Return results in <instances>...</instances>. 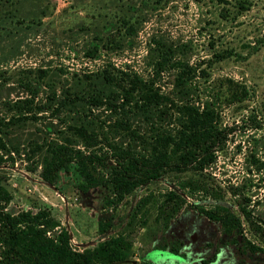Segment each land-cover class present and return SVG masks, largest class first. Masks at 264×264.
I'll return each instance as SVG.
<instances>
[{
  "label": "rangeland",
  "instance_id": "obj_1",
  "mask_svg": "<svg viewBox=\"0 0 264 264\" xmlns=\"http://www.w3.org/2000/svg\"><path fill=\"white\" fill-rule=\"evenodd\" d=\"M174 61L192 69L182 85ZM119 70L168 100H124V84L103 78ZM185 102L217 114L202 171L164 172L118 203L106 185L81 191L74 162L53 185L39 177L53 141L98 156L89 169L106 177L116 149L175 131ZM0 142L5 210L47 209L76 250L120 236L126 257L107 264H170L172 248L183 264H264V0H0Z\"/></svg>",
  "mask_w": 264,
  "mask_h": 264
},
{
  "label": "trees",
  "instance_id": "obj_2",
  "mask_svg": "<svg viewBox=\"0 0 264 264\" xmlns=\"http://www.w3.org/2000/svg\"><path fill=\"white\" fill-rule=\"evenodd\" d=\"M167 61L168 56L163 54L156 63L157 68H163ZM170 66L177 69L176 85H182L192 71L189 65L180 61L172 62ZM103 78L107 82L124 84L120 85L124 100L128 101L131 93L135 92L145 105H157L168 100L165 95L153 90L150 83L136 75H128L119 70L117 75L104 73ZM92 101L101 102L98 97L92 98ZM175 107L180 117L175 131L155 134L142 152L129 148L116 149V162L106 177L97 176L89 169L95 159L100 161L98 156L84 154L67 143L55 141L45 145L47 156L42 160L39 177L53 185L57 180V172L68 169L69 164L74 162L80 178L77 187L81 191L106 185L112 194L110 203H118L137 186L156 179L164 172L202 171L213 161V147L222 138L217 127V114L208 102H203L200 107L186 102ZM73 131L86 147L92 145L91 133H86L81 127H73ZM5 162L6 157L0 154V165ZM2 180L3 176L0 175V264H107L125 259L128 244L120 236L93 248L76 250L70 244L66 229L60 226L47 209L9 213L5 210V204L10 200V193L3 186ZM204 212L221 224H238L236 220L231 222L226 213L212 210ZM100 231H103V227ZM178 250H170L171 255L178 258L177 261H170V264H183V254ZM144 261L145 264H158L147 258ZM200 264H208V261L201 260Z\"/></svg>",
  "mask_w": 264,
  "mask_h": 264
}]
</instances>
